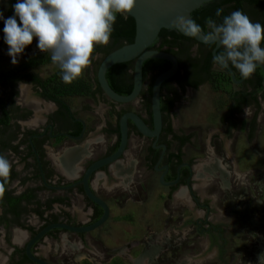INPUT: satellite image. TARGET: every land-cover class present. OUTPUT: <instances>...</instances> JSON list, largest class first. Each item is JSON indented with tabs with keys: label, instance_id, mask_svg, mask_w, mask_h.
I'll list each match as a JSON object with an SVG mask.
<instances>
[{
	"label": "flooded vegetation",
	"instance_id": "flooded-vegetation-1",
	"mask_svg": "<svg viewBox=\"0 0 264 264\" xmlns=\"http://www.w3.org/2000/svg\"><path fill=\"white\" fill-rule=\"evenodd\" d=\"M5 1L7 3L5 13H7L9 1ZM0 28H4V24L1 23ZM37 43V38H34L33 43L26 47L25 51L33 46L37 47ZM209 43L183 38L180 45L184 52H181L178 46L169 50L176 57L178 67L168 82L171 86L168 93L170 105L167 110H161L162 125L157 138L143 135L131 121H128V139L124 151L116 160L93 170L88 176V183L91 189L107 203L110 213L108 201L96 192L93 183L95 178L105 179L107 184L111 185L108 191L118 190L121 193L126 191L128 181H132L137 165L140 166L139 174L143 171L156 172L157 182L167 188L168 200L174 199L177 191L184 189L179 201L185 206L184 208L194 213L191 219L185 220V224L192 222L199 237L198 244L208 245L206 252L214 257L208 260L226 264L223 255L229 252L227 241L233 237V234L226 235L228 233L224 231L225 221L214 220L210 216L209 201L194 183L198 182L197 175L201 176L207 171L218 173L219 178L222 175L224 182L229 183L227 171L220 166L221 159L217 157H213L215 162L204 170L202 166L196 164L198 156L186 155L184 148L191 143L193 134L175 126L173 122L175 105L181 101L186 90H197L204 83L210 82L212 71L217 67L220 69L218 77L231 84L232 88L225 92L228 102L218 115L220 128L216 130V134L221 140V145L226 146L224 141L229 138L228 134H233L239 113L252 108L244 132L245 141L251 143L256 132L261 131L257 123V114L264 103V80L260 66L262 71L260 86H256L259 73H254L250 78L245 79L240 74L236 75L232 69L235 78L239 80L236 82L232 80L228 69L214 65L213 62L208 70L203 69L200 58L208 49L211 53L214 46V43L212 46ZM221 46L220 44L216 51H220ZM103 47L100 45V48L95 50L94 54L97 58L105 55ZM152 48L159 49L158 42ZM97 58L93 59L87 71L71 84H65L60 73L54 89L51 88L48 80L46 81L47 75L34 70L33 67L0 73V154L4 155L12 165L10 178L5 185V194L0 198V250L1 247L5 250L4 259L0 260L2 264H39L32 261L25 253L27 241L38 230L51 222L89 224L102 213V208L85 195L80 180L91 162L116 150L120 141L119 117L126 110L134 109L126 105L131 101L117 102L110 99L101 89L96 79V70L101 58ZM194 61L197 62V66L192 67ZM45 62L51 63V60ZM124 62L127 63L122 64L116 72L110 71L108 74V68L105 71L108 84L116 92L118 88L125 87L127 74H131L132 80L133 60ZM153 73L155 70H150L147 76ZM112 75L118 81V87L114 85L117 88L110 82V79L112 81L114 79ZM146 82L142 83V87ZM138 97L144 113L136 112L143 117L148 126L152 127L151 111L149 113L145 108L141 93ZM162 99L164 96L160 92V108ZM132 135L136 138L144 136L148 139L147 143L139 147V154L135 149L139 157L134 159L136 164H133L132 157L126 152ZM230 144L228 143L229 149L223 147L224 155L229 153L234 158L235 151L229 146ZM254 150L264 157V151L255 148ZM208 157L206 155L204 160ZM161 175L167 183L160 181ZM45 190L53 194L42 197L41 194ZM16 197L17 201L11 202ZM74 198L77 201L78 198L82 199L83 206H80V211L73 207V202L76 201ZM126 198L124 197V201ZM13 204H16L17 212L14 211ZM31 218L38 221L36 226L31 223ZM62 231L73 230L57 226L50 228L32 243L31 252L53 264L41 252L38 244L45 242L47 238L60 240ZM73 232L83 236L86 231ZM187 233L189 234L190 231ZM24 234L27 239L23 245H20L18 240ZM169 239L176 242V234H170ZM183 239L190 246L194 243L189 235L183 236ZM80 240L82 243L85 242L83 237H80ZM176 243L172 245L184 244L180 241ZM187 263V260L184 261V264Z\"/></svg>",
	"mask_w": 264,
	"mask_h": 264
},
{
	"label": "rangeland",
	"instance_id": "rangeland-1",
	"mask_svg": "<svg viewBox=\"0 0 264 264\" xmlns=\"http://www.w3.org/2000/svg\"><path fill=\"white\" fill-rule=\"evenodd\" d=\"M0 4L5 18L7 3L0 0ZM8 47L3 28H0V73L33 67L47 75L46 81L51 88H56L61 70L52 61L45 62L51 60L50 53L44 54L33 46L20 54L18 63L13 64ZM219 71L214 67L212 81L204 83L197 90H186L181 101L175 105L173 122L177 128L193 134L191 143L184 148L187 156H198L196 164L204 170L217 157L221 159L220 166L227 171L229 183L224 182L222 175L219 178L214 171L197 175L198 182L194 183L209 201L210 216L214 220L225 221L226 235L233 234L231 238L227 236L230 238L227 241L229 252L223 255L226 264H258V254L264 252V157L257 154L254 148L264 151V103L257 114L261 131L256 132L251 143H247L244 138L245 126L252 111V108H248L239 113L233 134H228L229 138L224 141L226 146L221 145L216 134L220 128L218 115L228 102L225 92L232 85L218 77ZM126 105L144 113L139 97ZM147 142L144 136H131L126 152L132 157L133 164H136L134 159L137 157L135 149L139 154V147ZM228 143L235 151L234 158L229 153L224 155L223 147L229 149ZM206 155L209 157L204 160ZM136 169L126 191L121 193L118 190L108 191L111 185L105 179L95 178L93 183L96 192L103 195L110 206L108 218L98 227L84 232L83 236L73 231H62L60 240L47 238L38 244L41 252L53 264H184L186 260L187 264H218L208 260L214 258L206 252L208 245L198 244L199 237L194 224H185V220L191 219L194 213L189 212L179 201L184 189L177 191L174 199L168 200L167 188L157 182L156 172L143 171L139 174L140 166L137 165ZM50 194L53 192L45 190L41 196ZM124 197H127L125 201ZM78 201L73 202V207L80 211L82 199L78 198ZM30 221L35 226L38 224L32 218ZM170 234H176V242L184 244L173 246L176 242L169 239ZM185 235L191 236L193 245L183 241ZM80 237L85 239L84 243ZM26 239L25 234L21 235L19 244L23 245ZM4 251L1 247L0 260L4 259Z\"/></svg>",
	"mask_w": 264,
	"mask_h": 264
},
{
	"label": "clouds",
	"instance_id": "clouds-1",
	"mask_svg": "<svg viewBox=\"0 0 264 264\" xmlns=\"http://www.w3.org/2000/svg\"><path fill=\"white\" fill-rule=\"evenodd\" d=\"M136 4L137 0H18L12 17L5 19L0 12L11 62L18 63L17 57L37 38V47L50 53L52 63L60 68L62 81L71 84L97 58L95 47L110 42L117 14L127 19ZM222 12L218 8L216 16ZM174 23L186 35L222 45L224 51L213 57L214 65L225 69L231 65L245 79L264 66V25L252 22L243 11H233L221 23L209 17L207 32L185 16L177 17ZM11 170L10 161L0 154V198ZM258 264H264V252L258 254Z\"/></svg>",
	"mask_w": 264,
	"mask_h": 264
},
{
	"label": "water",
	"instance_id": "water-1",
	"mask_svg": "<svg viewBox=\"0 0 264 264\" xmlns=\"http://www.w3.org/2000/svg\"><path fill=\"white\" fill-rule=\"evenodd\" d=\"M209 0H137L136 7L129 15L134 19V36L132 41L123 43L107 52L100 60L97 70L96 79L104 93L112 100L117 102H129L138 97L142 88V63L147 58H162L169 62V65L159 71L153 78L150 93V111L152 119V127L148 126L143 117L134 110H126L123 112L118 121L120 130V141L116 150L105 157L91 162L85 169L81 182L85 195L98 204L102 208L101 215L93 222L85 225H72L64 222H51L43 226L38 232L29 238L25 245L26 255L34 262L39 264H49L45 259L34 255L30 246L34 241L45 234L52 227H63L73 231H88L101 225L109 215L107 203L98 196L89 186V174L99 166L116 160L124 151L128 139V121H131L137 130L145 136L157 138L162 125V115L160 108V92L161 84L168 77L172 76L178 67L176 57L170 51L152 48V43L158 36L161 28L175 29L179 33L184 34L175 26V21L179 16L191 18L192 11ZM194 38V37H193ZM197 42L206 43L203 38H194ZM209 43V42H207ZM220 45L219 42L214 43L211 54L214 57L216 49ZM133 60L132 65V86L128 93L122 94L116 92L110 87L105 77L106 69L119 62ZM263 71L264 66H260ZM233 81H239L235 78L232 68H227ZM162 183H167L160 176Z\"/></svg>",
	"mask_w": 264,
	"mask_h": 264
},
{
	"label": "trees",
	"instance_id": "trees-1",
	"mask_svg": "<svg viewBox=\"0 0 264 264\" xmlns=\"http://www.w3.org/2000/svg\"><path fill=\"white\" fill-rule=\"evenodd\" d=\"M8 1H9V9L7 10V13H6L7 14L6 19L14 15L13 5L18 2V0H8ZM218 8L223 9V12L221 16L219 17L216 16V10ZM236 10L243 11L246 15L249 16L252 22L254 23L259 22L262 25H264V0H209L192 11L191 19L195 20L198 24H200L204 28L205 32H207L209 29L207 28L206 20L209 17H211L217 23H221L224 16H227ZM0 12H1V9H0ZM17 20H18V17H17ZM1 23L4 24V20L2 22L0 20V24ZM113 27H114V30L112 32L110 42L107 46L103 47L105 54L109 52L110 50L114 49L115 47L122 45L123 43L132 41L133 36H134V27H135L134 19L130 15L128 16L127 19H125L122 15L117 14V19ZM183 38H191L192 40H194L193 37L184 36L183 34L179 33L175 29L161 28V30L158 33L157 39L155 40V42H153L151 47H153L154 44L158 42L159 49L169 51L173 47L178 46L179 50L181 52H184V49L180 45ZM263 44L264 43H262V45ZM209 45L212 46L213 43H209ZM98 48H100V45H97L95 47V50H97ZM223 51L224 49L221 46L220 51L217 50L216 53L220 54V52L222 53ZM174 52L179 54L177 51H174ZM45 59H48V58H45ZM200 59H202V61L200 60L202 62V68L203 69L205 68L206 70H208L211 63L213 62V58H212V55L209 49L206 51V53H204L203 56H201ZM125 63L127 62H119V63H115L109 66L107 69V73L109 74L110 71L116 72L122 66V64H125ZM168 65H169V62L162 58H147L142 63L143 83L145 81L147 82H146V85L144 84V86L142 87L140 93L144 97V105L149 113H150V93H151V85H152L153 78L159 71L166 68ZM191 65L192 67H195L197 66V62L194 61L192 62ZM232 69L234 70L236 75L240 74L239 71L235 69L234 67H232ZM150 70H155V73L151 74V76H147V72ZM254 73H259L257 80H256V86H260V74L262 73L260 67H257ZM171 78L172 76L168 77L161 84V95L164 96V99L161 100V110L162 111L167 110V108L170 105L169 104L170 101H168V93L171 90V86L168 85V82ZM125 80H126L125 87L123 88L121 87V89L118 88L117 92L126 94L130 91L131 86H132L131 74H127L125 76ZM211 81H212V76H211ZM110 82L112 86L116 84V86L118 87L117 85L118 81L116 78H114L113 81L110 79ZM16 201H17V197L11 200V202H16ZM12 207L14 211L17 212L16 204H13Z\"/></svg>",
	"mask_w": 264,
	"mask_h": 264
}]
</instances>
